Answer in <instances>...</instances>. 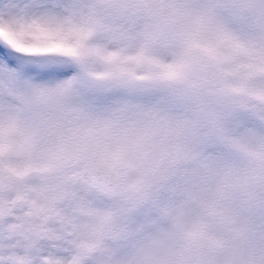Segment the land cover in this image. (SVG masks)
<instances>
[{
    "label": "snow or ice",
    "instance_id": "1",
    "mask_svg": "<svg viewBox=\"0 0 264 264\" xmlns=\"http://www.w3.org/2000/svg\"><path fill=\"white\" fill-rule=\"evenodd\" d=\"M0 264H264V0H0Z\"/></svg>",
    "mask_w": 264,
    "mask_h": 264
}]
</instances>
